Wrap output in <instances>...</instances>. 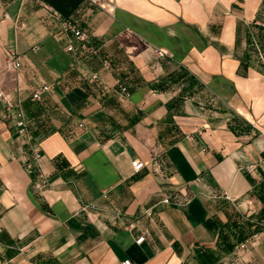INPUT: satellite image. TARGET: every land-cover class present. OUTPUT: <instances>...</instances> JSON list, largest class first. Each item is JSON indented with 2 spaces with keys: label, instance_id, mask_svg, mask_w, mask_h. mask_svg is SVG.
Instances as JSON below:
<instances>
[{
  "label": "crops",
  "instance_id": "1",
  "mask_svg": "<svg viewBox=\"0 0 264 264\" xmlns=\"http://www.w3.org/2000/svg\"><path fill=\"white\" fill-rule=\"evenodd\" d=\"M0 92V264H264V0H0Z\"/></svg>",
  "mask_w": 264,
  "mask_h": 264
},
{
  "label": "built area",
  "instance_id": "2",
  "mask_svg": "<svg viewBox=\"0 0 264 264\" xmlns=\"http://www.w3.org/2000/svg\"><path fill=\"white\" fill-rule=\"evenodd\" d=\"M85 1H87L90 5L97 7L98 9L108 12V13L112 11L113 7L116 4V0H85ZM41 4L45 9H48V6L45 3L41 2ZM51 17L54 21H56L57 23L61 25L62 30L64 32L71 33L75 37V39H77L79 42L84 43L88 40V35L84 33L74 21L64 20L59 15H56V14H53ZM68 50L69 52H74L75 48L71 45L68 47ZM160 55L163 56V53L160 52ZM21 67H22V61L20 57H18L15 53H10L7 57V68L9 70L15 71V70L20 69ZM42 90L44 92H48L50 90V87L44 86ZM33 98L36 100L40 99V93H35L33 95ZM0 101L4 104L5 109L9 114H12L15 112L16 119H17L16 125L18 128L19 136L23 137L25 140H30L29 133H28V125H27V121L25 119L23 112L15 111V108H16L15 103L7 94L3 92H0ZM31 158L34 164H28L27 169L30 173H36V175L41 179L35 185L36 188L39 191H41L43 188V183H42L43 173L42 171H40V168L38 165L41 159L39 151L33 149ZM132 166L135 171L139 172L144 168V163H142L139 160H136V161H133ZM144 240L145 238L141 237L140 239H138L137 242L141 244ZM121 264H136V263L130 259H127L123 261Z\"/></svg>",
  "mask_w": 264,
  "mask_h": 264
}]
</instances>
